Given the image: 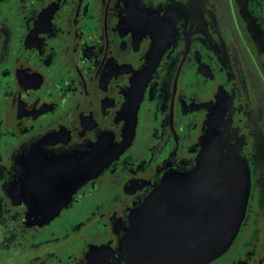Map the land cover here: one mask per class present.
<instances>
[{
    "label": "flooded vegetation",
    "instance_id": "1",
    "mask_svg": "<svg viewBox=\"0 0 264 264\" xmlns=\"http://www.w3.org/2000/svg\"><path fill=\"white\" fill-rule=\"evenodd\" d=\"M202 143L249 176L207 264H264V0H0V264H125Z\"/></svg>",
    "mask_w": 264,
    "mask_h": 264
},
{
    "label": "water",
    "instance_id": "2",
    "mask_svg": "<svg viewBox=\"0 0 264 264\" xmlns=\"http://www.w3.org/2000/svg\"><path fill=\"white\" fill-rule=\"evenodd\" d=\"M101 169V162L81 168L82 181ZM248 195L246 166L235 160L224 164L215 148L202 143L191 171L166 175L130 213L125 264L211 262L236 237Z\"/></svg>",
    "mask_w": 264,
    "mask_h": 264
}]
</instances>
